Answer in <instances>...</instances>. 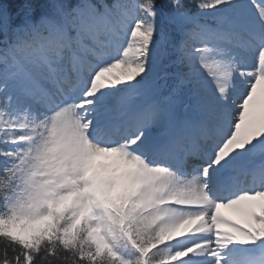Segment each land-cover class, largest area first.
<instances>
[{
	"label": "snow or ice",
	"instance_id": "snow-or-ice-1",
	"mask_svg": "<svg viewBox=\"0 0 264 264\" xmlns=\"http://www.w3.org/2000/svg\"><path fill=\"white\" fill-rule=\"evenodd\" d=\"M0 264H264V0H0Z\"/></svg>",
	"mask_w": 264,
	"mask_h": 264
}]
</instances>
